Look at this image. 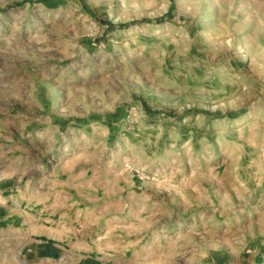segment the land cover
Segmentation results:
<instances>
[{
	"label": "rangeland",
	"instance_id": "obj_1",
	"mask_svg": "<svg viewBox=\"0 0 264 264\" xmlns=\"http://www.w3.org/2000/svg\"><path fill=\"white\" fill-rule=\"evenodd\" d=\"M0 264H264V0H0Z\"/></svg>",
	"mask_w": 264,
	"mask_h": 264
}]
</instances>
